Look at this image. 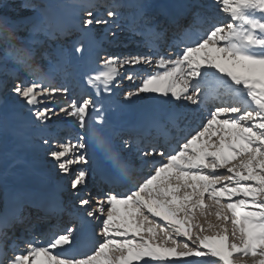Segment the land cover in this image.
Wrapping results in <instances>:
<instances>
[{
	"label": "snow or ice",
	"instance_id": "1",
	"mask_svg": "<svg viewBox=\"0 0 264 264\" xmlns=\"http://www.w3.org/2000/svg\"><path fill=\"white\" fill-rule=\"evenodd\" d=\"M214 3L226 19L217 20L191 6L192 20L172 46L175 51L109 54L103 59L96 53L99 67L87 74L85 83L97 95L101 90L112 93L123 79L134 82L139 73L129 68L155 66L162 71L148 72L139 86L125 93L126 99L153 93L170 101L211 105L205 122L178 140L175 148L163 144L141 148L145 162L154 163L135 179L126 158L111 147L92 95L58 100L70 90L47 77L13 83L11 92L23 101L34 123L45 125L63 114L81 130L75 143L59 142L49 152L61 172L69 173L73 164L89 163L91 119L92 146L111 165L112 183L124 190L102 192L95 207L90 193L79 198L84 220L100 221L94 226L99 231L91 250H76L79 229L67 227L47 239L32 235L22 241L23 250L14 243L15 255L10 256L12 238L0 232V264H264V0ZM116 8L112 5L106 11L111 20L87 13L83 35L73 45L77 53L88 51L84 37L91 38L90 26L115 23L120 15ZM172 22L180 27L175 19ZM147 31L155 39L162 35L152 28ZM34 57L29 46L8 49L3 59L30 68ZM123 144L131 151L127 140ZM70 153L78 154L69 159ZM87 176L86 168L78 169L71 176V188L86 189ZM11 204L12 211L0 217V228L19 218V202ZM38 207L59 209L47 202Z\"/></svg>",
	"mask_w": 264,
	"mask_h": 264
},
{
	"label": "rangeland",
	"instance_id": "2",
	"mask_svg": "<svg viewBox=\"0 0 264 264\" xmlns=\"http://www.w3.org/2000/svg\"><path fill=\"white\" fill-rule=\"evenodd\" d=\"M175 1L176 0H0V103L3 105L1 106L2 108L0 107V176H2V179L10 181V177L13 176L12 174L14 172L26 169L30 170L31 167H33L32 170H36V168L42 170L45 168L48 178H46L43 183L44 186H42V191L40 190L41 193H44V191L46 192V190L51 192L53 189L57 188L58 182L63 180L64 177H67L68 174L59 170L57 163L50 157L49 152L55 149L54 144L59 145V142H63L64 138H67V135H69L68 133H71L69 132V125L71 126L75 122L73 118L64 117L63 114H60L59 116H53L45 125L34 123L23 101L19 100L11 92L10 89L13 82L17 80L47 77L52 84L57 86L63 85L70 90V94L67 97H58L57 99H79L89 93L77 96L78 94L73 93L75 88L72 87V82L78 78V80H86L87 74H91L99 67L96 57L97 50L99 51V56L102 55L101 59L106 58L109 54L121 57L149 55L142 53L148 48V43L146 42L149 38L143 34L144 26L142 25L144 23L141 24L140 20L136 17L138 8L140 11L142 10L143 13L146 9H150V11L147 12L149 15L145 20V23L148 24V29L152 28V25L154 26L160 23L157 21L158 18L155 17V14L159 13L160 8H164L166 4H173ZM203 1L205 6L209 5L214 7V0ZM132 2H135L136 8L134 6V8L132 7ZM189 2L192 3L190 4L191 6L194 4L197 6L198 4V0H189ZM112 5H116V10L120 13L115 23L90 26L91 38L84 37V42L88 51L83 53V55L77 53L73 45L83 35L81 31L82 22L84 19L89 18L87 13L90 11L93 13V16L97 18L111 20V18L106 16V11ZM198 8L206 10L203 6ZM206 11L208 12L209 10ZM190 12L191 9H189V16H191ZM209 15H211V13H209ZM222 16H224V14ZM188 19L189 20H184V23L178 28V30L181 31V35L182 29L189 25L187 22H191L192 17ZM160 24H162V22ZM112 33H115V35H112ZM29 46L33 47L35 50V57L33 60L29 61L31 64L30 68L18 65L14 61H5L3 59L6 50ZM138 50L142 52L139 53L140 51ZM39 60L42 61L41 65H38ZM121 71L123 72L124 69H121ZM128 71H132V69L129 68ZM159 71H162V69ZM31 73H35V75H30ZM56 74H60L57 76L58 81L52 80ZM83 77L85 79H83ZM119 82V86L114 88L113 92L114 94L122 92L121 96H125L127 91L135 89V87L142 83L141 81V83H134L132 85V82L129 81V88L119 90L122 81ZM6 100L11 102L4 105L3 103ZM127 100L128 99L124 97L121 102ZM182 101L183 100H181V102L170 101L167 97L159 96L158 94L140 93V96L137 100H134V103L131 104L132 106H130L129 109L133 110V114L136 112L135 109H142V111L145 112L152 111L155 108V110H158H154L156 112L155 116L164 117L162 109L165 110L168 108L167 110H170L171 108L174 112H180V115H183L187 114V112H185L186 108L183 106ZM189 105L194 108L193 104L190 103ZM120 110L118 109L120 116H124L128 119L131 118L130 114L127 115L123 112L121 114ZM196 110H198V108H196ZM93 112L94 111H92L91 115ZM197 115V121L195 120L196 123L199 120H202V123L205 122V119H203L204 114L201 115L199 113ZM206 116L208 117V114ZM135 120L139 122L138 118ZM168 120L164 118V125L168 123ZM125 138H127V135H124L123 131L121 135L117 137V141L119 140L118 142L122 143L124 142L122 140ZM175 138H178V133L172 140L169 139L167 141L168 145L166 144V146L168 147L171 143H177L178 140L174 141ZM45 139H48L50 143L44 144L43 141ZM71 142L74 143L73 141ZM174 145L173 148L176 147V144ZM139 150L140 148L137 149V153L140 154ZM70 155L71 153L69 154V159ZM121 155L126 158L130 165H132V163L133 165H137L140 161L144 160L140 155L135 157L133 155V157H131L132 154L125 152L121 153ZM33 156L34 158H32ZM33 159L36 160V163L34 162L35 165L31 166L30 162H32ZM156 159L158 160L159 157ZM106 162L107 160L105 163ZM153 163L154 162L149 161L146 163L147 167H139L144 171L142 175L146 170H151ZM81 165L82 164L70 165L71 174L68 175V177L72 176V174L80 169ZM17 184L16 193L20 197L17 198L16 196L20 205L19 218L18 220L12 221L8 227L1 228L3 231L7 232L8 236L12 238L11 240H13L17 234H12L13 231L17 232L15 229L17 228L16 226H19V224L25 226L23 223L27 221V219L28 221L26 224L28 232L25 234V237L28 239V237H30L29 234L32 233L33 230L30 227L32 224L29 225L30 220L34 221V219L42 217V215L37 213L36 218L33 217L32 219L31 214L33 213H29L32 210L22 208L23 204L34 199L32 196L35 193L30 187L26 188L24 183L20 184L18 181L15 185ZM98 189L99 187L93 186L85 190L82 194V196H85L86 193L92 195V207L96 206L95 199L100 197V195H98L99 193H95L99 192L97 191ZM66 192L69 194L72 192L71 185L67 186ZM13 200H15V197ZM11 207L10 202L9 208L11 209ZM78 212L83 215L82 224L86 226L87 221L84 220L85 212L81 208ZM64 215H66V213ZM64 218L66 219H64L63 226L54 229L51 233L71 227L73 220H76L75 217L70 218L66 216ZM21 219L24 221H22L23 223L19 222ZM93 220L99 225L100 221L98 219ZM98 231L99 229L95 228L93 238H91V242L86 244L87 247L84 249L85 251H89L94 247L97 240L95 233ZM77 234H80V232L78 231ZM48 237L49 236L45 235L43 239H47ZM11 252L14 251L11 249Z\"/></svg>",
	"mask_w": 264,
	"mask_h": 264
},
{
	"label": "bare ground",
	"instance_id": "3",
	"mask_svg": "<svg viewBox=\"0 0 264 264\" xmlns=\"http://www.w3.org/2000/svg\"><path fill=\"white\" fill-rule=\"evenodd\" d=\"M171 4H166L164 8H160V11L158 14H155V17L158 18L157 19L158 23L162 22V24L159 23L154 26L152 25V29L162 34L159 39H155L147 31L148 24L145 23V20L147 19V16L149 15L147 12L150 11V9H146L144 13L142 10L140 11L139 8H138V11H136V17L140 20L141 24L144 23L142 25L144 26L143 34L149 38L148 41L146 42L148 43V48H146L145 50L143 49L144 50L143 52L141 51L142 49L138 50L140 51L139 53L142 52V53L151 55L153 52L157 50H160L162 52L175 51V48H172V46L177 44L178 39L181 35L180 34L181 31L178 30V27L172 21L173 19H175L176 21H178V24L181 25L184 23V20H189L188 18L191 16H189L188 13H189V9H191L190 4L192 3H190L189 0H182V1L176 0L172 5ZM198 5L205 7L206 10H209L210 12L209 11L208 12L211 13V15L214 16L217 20L226 19L225 16H222L223 13H221L218 10V7L216 4H214V7H211L209 5L205 6L203 0L201 1L198 0L197 6ZM133 6L135 8L137 7L135 2H132V7ZM80 21L82 22L81 19ZM187 23H190V22H187ZM153 44H155V47L152 46ZM97 52L99 51L97 50L96 53ZM100 58H102V55L100 56ZM41 64H42V61L39 60L38 65H41ZM154 70L159 71L160 69H155V66H153L152 68H148L147 66H143V67L136 66V68L132 69V71H136L137 73H139V75L137 76L136 80L132 82V85L134 83L135 84L141 83L142 78L148 72H151ZM59 75L60 74H56L52 78V80L58 81L57 76ZM78 79L75 81L73 80V82L71 81L73 84L72 87L75 88V90H73V93L78 94L77 96L84 95L85 93H89L90 95L93 96L94 100L96 101L97 109H99V115L104 120V127L105 129H107L108 134L110 136L111 147L113 148V150L120 152V154L123 152L132 154V156L130 155L131 157H133V155L134 157L139 156L140 154L137 153L138 152L137 149L146 148L149 144H163L165 148L171 150L170 148H173V145L176 143H171L167 147L166 146V144L168 145L167 141L169 139L172 140V138L177 133H178V138H175L174 141L182 139L184 136L188 135L187 133L190 134V133H193L195 130H197L204 123V122L202 123V120H199L196 123L197 121L196 117L198 116L197 114L199 113L201 115L204 114L203 119L206 120L208 118L206 116L208 114V109L211 107V105L207 101H205L204 103L198 104V105H194V108H192V106L189 105L190 102L182 101L183 106L186 108L185 112H187V114L180 115V112H174L173 110H171V108L170 110H167L168 108H166L165 110L162 109L164 117L155 116L156 115L155 111H158V110H155V108L152 111H145V112H143L142 109H135L136 112L132 114L133 110L129 109V107L132 106L131 104H133L134 100H137V98L140 95L133 96L131 99L121 102L125 97V96H121L122 92H118L114 94V92L106 93V92H103V90H101L99 95H97L95 91H93L86 85L85 80H81V79L78 80ZM83 79L85 78L83 77ZM121 81H122V84H120L119 90L121 89L123 90V89L130 87L128 85L129 81L127 79H123ZM159 96H162V95H159ZM0 99H1V94H0ZM58 100H61V99H58ZM10 102L11 101L6 100L3 104L4 105L9 104ZM1 106L3 105L0 103V107ZM196 108H198V110H196ZM118 109L119 110L121 109L120 110L121 114L122 112L127 115L130 114L131 118L128 119L124 116H120L118 113ZM4 110H7V109H4ZM128 111H131V112H128ZM92 115H93L92 117H96L97 116L96 111H94ZM136 118L139 119V122H136L135 120ZM164 118L167 120L169 119L166 125H164L163 123ZM75 123L76 122H74L71 126L69 125L70 130L69 129L68 130L71 133H68L69 135L66 134L67 138L66 139L64 138L63 142L72 143L71 141H73L75 143L77 134L78 133L82 134L78 125H76ZM93 127H94L93 120L90 119L89 120V139H88L89 147L86 150L87 151L86 157L89 160V163L87 165L82 164L80 166L81 168H86L88 171L86 189L82 188L79 190V192L77 190L72 189V192H70V194L68 193L69 192V189H68V192H66L67 186L70 185L71 176L68 177V175L71 174V171H70L69 173H67L68 174L67 177H64L63 180H60L58 182L57 188L53 189L51 192L49 190H46V192L44 191V193H41L42 186H44L43 183L48 177H47L45 168L42 169L43 171L39 168H36V170H32L33 167L31 166L35 165L34 164V162L36 163L35 159H33V161L30 162V165H31L30 170L26 169V170L14 172L12 174L13 176L10 177V181L2 179V176H0V190H1L0 192V217H2L5 213L11 212L12 207L11 209L9 208V203L11 202V200H13L14 197L16 201H17V198H20L16 193V188L18 187V184L15 185L16 183H18V181L20 184L24 183L26 188L30 187L35 193L32 196V198L34 199L31 198L32 200L23 204L22 208L26 210H32L31 212H29L30 214L33 213L31 215L35 214V210H38L41 213H44L46 211L49 212V215H50L49 218L41 217L38 219H34L33 221L34 227H33L32 233L29 234L30 237L28 239H30L32 235L38 236V238L43 239L42 232H41L43 228H49V227L52 228V229H48V231L50 230V233H51L54 229H57L58 227L63 226L64 219H66L64 217L68 215L70 218H73V217L76 218V220L74 219L75 221L73 220L71 227L79 229V232H80V234H77V232L75 234L76 236L75 249L78 251L84 252L85 251L84 249L87 247L86 244L91 242V238H93V232L95 230L94 226L98 224L96 221L91 219L86 222V226L85 225L83 226L82 224L83 215L78 212V210L80 209L78 201H79V198L82 196L83 192L89 188H92L93 186L98 187L101 185V187H99V189L97 190L99 192H95L96 194L99 193L98 195H101L102 192L109 190L107 188H109L110 186L109 183L111 182V177L113 174L111 165L107 162L105 163L106 159L102 156L101 152L92 146V141L90 139V136H91V130L93 129ZM123 131H124V135H127V138L123 139L122 141L127 140L129 144L132 145L131 151H129L128 149L124 147L123 142L121 143V142H118L119 140L117 141V137H119V135H121V132ZM58 147L59 145L54 144V148H58ZM76 154L78 153H71L70 159L74 158ZM32 158H34V156ZM135 165H133V163L131 165L132 175H134L133 176L134 179L142 176V173L144 172L139 167L141 168L147 167L145 158L144 160L140 161V163H138L136 166ZM134 171L135 173L133 174ZM149 171L150 170H146L143 175L147 174ZM105 187L107 188L105 189ZM123 190L124 189L120 186L116 188V191H123ZM62 199L68 200L67 203L72 205L71 211H68V212L65 211L64 207L67 204L62 205V201H61ZM46 202L58 204L59 209L56 211H50V210H45L43 208L38 207L39 205L44 204ZM65 213L66 215H64ZM22 221H23L22 219L19 220V222L23 223L24 221L23 222ZM21 226L22 225H19L17 226V228H15L17 232L14 231L12 234L17 233L16 236L13 238V240L10 239L8 241V244H9L8 255L10 256L15 255L13 254L14 252H11L12 245L14 243L16 245H19L20 250H23L26 247V245L23 244L22 241L27 239V237H25L27 230L23 229V227ZM0 232H5V231L1 230L0 228ZM19 235H22V236H19Z\"/></svg>",
	"mask_w": 264,
	"mask_h": 264
}]
</instances>
